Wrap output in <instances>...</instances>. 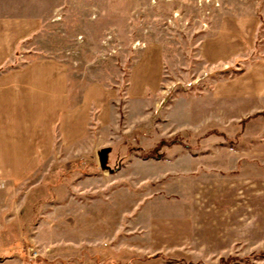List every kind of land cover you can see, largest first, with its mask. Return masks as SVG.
Here are the masks:
<instances>
[{
  "label": "rangeland",
  "instance_id": "374dc122",
  "mask_svg": "<svg viewBox=\"0 0 264 264\" xmlns=\"http://www.w3.org/2000/svg\"><path fill=\"white\" fill-rule=\"evenodd\" d=\"M246 7L261 15L256 43L213 67L200 48L233 8L222 0H0V16L41 20L30 53L67 62L70 106L89 84L119 90L110 103L93 91L87 133L66 141L59 122L32 174L0 183V258L264 264L247 203L264 191V81L250 99L223 81L264 64V0ZM149 46L163 53V79L129 98V70Z\"/></svg>",
  "mask_w": 264,
  "mask_h": 264
},
{
  "label": "crops",
  "instance_id": "0c3cea01",
  "mask_svg": "<svg viewBox=\"0 0 264 264\" xmlns=\"http://www.w3.org/2000/svg\"><path fill=\"white\" fill-rule=\"evenodd\" d=\"M251 1L222 0V5L233 8L217 15L214 33L200 48L203 59L213 67L243 57L256 43L261 15L256 7H246ZM41 26L39 19L0 16V183L22 182L32 174L41 156L53 151L59 122L66 141L87 133L93 91L99 92L107 103L119 95L118 89L89 84L81 103L70 106V86L74 80L67 62L30 53L28 44ZM21 48L23 51L19 52ZM162 54L158 47L149 46L141 60L131 66L126 87L129 98L142 99L158 89L163 79ZM260 60L261 57L248 70L223 81H240L239 93L243 98L260 96L264 81V64ZM258 187L264 188L263 183ZM252 198L247 203L254 204L257 213L253 227L264 229V191ZM0 264H8V260L0 258Z\"/></svg>",
  "mask_w": 264,
  "mask_h": 264
},
{
  "label": "trees",
  "instance_id": "16d2710c",
  "mask_svg": "<svg viewBox=\"0 0 264 264\" xmlns=\"http://www.w3.org/2000/svg\"><path fill=\"white\" fill-rule=\"evenodd\" d=\"M223 260V259H222Z\"/></svg>",
  "mask_w": 264,
  "mask_h": 264
}]
</instances>
